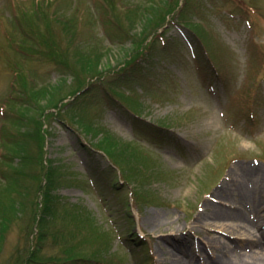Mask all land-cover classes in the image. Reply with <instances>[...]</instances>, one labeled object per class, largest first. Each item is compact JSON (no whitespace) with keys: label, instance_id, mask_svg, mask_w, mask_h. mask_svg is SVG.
<instances>
[{"label":"rangeland","instance_id":"1","mask_svg":"<svg viewBox=\"0 0 264 264\" xmlns=\"http://www.w3.org/2000/svg\"><path fill=\"white\" fill-rule=\"evenodd\" d=\"M152 1H167L173 11H146ZM199 24L210 48L196 34ZM150 31L136 65L134 41ZM95 59L100 67L81 72ZM94 70L96 83L74 99ZM34 83L62 85L66 96L49 103L53 93L34 96ZM114 85L131 93L126 101L139 102L138 113L117 100ZM81 115L94 121L92 132ZM106 134L141 157L116 164L98 148ZM260 165L264 0H0V264L190 263L191 252L195 264H229L221 249L243 250L238 241L247 235L198 219L215 210L210 200L235 207L217 193L234 177L232 168ZM51 178L57 206L85 209L94 227L58 218L34 258L42 215L33 208ZM255 182L264 187V179ZM245 207L248 220H259L247 200Z\"/></svg>","mask_w":264,"mask_h":264},{"label":"trees","instance_id":"2","mask_svg":"<svg viewBox=\"0 0 264 264\" xmlns=\"http://www.w3.org/2000/svg\"><path fill=\"white\" fill-rule=\"evenodd\" d=\"M176 6H180V2L178 4H176ZM146 11H151L153 10V13H163V16L165 17L167 14L169 15L170 12H172L173 8L170 7V4L166 1H155V2H149V4H147V6L145 7ZM183 11V9H182ZM145 13V12H143ZM146 14V13H145ZM184 20L187 22V23H190V18L187 16V15H184ZM74 23L73 19L72 21L71 20H68V23H71V25ZM197 26V25H195ZM194 29L196 30V34L202 39V38H206V34L204 33V27H202L200 24L197 26V27H194ZM155 31V30H154ZM154 31H150L146 34V36L141 39L140 41L135 42V46H136V49H138V52H140V54L138 56L135 57L134 59V64L138 65L140 64V57L142 54L145 53V50H149V43L146 44V37H148L149 35H151ZM159 37L158 35V32H155L154 33V38L155 37ZM207 44L209 45V39H207ZM29 42H28V44ZM21 48H25V47H21ZM79 48H83L82 47H79ZM98 48V51H96L94 55H98L96 57H101L102 53H101V49L103 47H97ZM135 48V47H134ZM209 48H210V45H209ZM27 49V48H25ZM29 49H27L26 51H28ZM85 50H83L82 52V55L85 56L83 53H86L87 52H84ZM86 57V56H85ZM90 62V61H88ZM87 61L83 64H81L82 67L81 68V72H85L87 71L88 69H95V68H98V66L100 67V62L98 59H95V60H91L90 63H88ZM99 71V69H98ZM97 71V72H98ZM96 72V73H97ZM90 73V72H89ZM95 73V70L93 71V73H90L89 76L87 75L86 76V79L89 81L86 86L83 88L84 90H82L81 94L79 96H77L76 98L74 99H79L80 96H82L83 94H85L90 88H92V84L93 83H96L97 80H93L97 75ZM129 75L126 76V78H128ZM120 84V83H119ZM60 86V91L62 90V85H59ZM92 86V87H91ZM55 85H47V84H37V83H34L32 84V89L30 90V92L35 96V95H38L39 97L41 95H44L46 96L48 94V92H52V96L51 97H48V98H45L46 101L49 100V103H53V104H58L60 100H62L65 96L63 94H61L60 91L57 90V88L54 90ZM122 86L121 85H118V86H112V89L114 90V94L117 98V100H120L122 101L128 108L132 109L134 112L138 113V111H136L133 107L134 106H137L139 105V102L136 100V99H133V102L134 104L132 105L128 100L126 101V97L129 96L130 97V94L128 95H124L122 93ZM47 90V91H46ZM29 92V94L31 95V93ZM59 95H61L59 98H57ZM29 103V102H28ZM35 102L31 101V103H29L28 105H26L29 109L31 108L32 105H34ZM36 108L38 109V107L36 106ZM68 111H69V108H68ZM87 117L85 116H82L81 115V118L79 120V123L83 126V127H86V129L88 130V132H92L93 130V127L91 126V124L94 126V121L91 120V119H88ZM106 133V132H105ZM106 136L108 137V139H105L103 140L101 143H99V146L98 148H101L103 150H105V152H107V154L116 162V164L120 165L127 159L128 162L131 164V165H134L135 164V160L139 159L141 156H139V154L136 152V150L134 148H131L130 146H128L127 144L123 146V144L121 143L120 146H122V148H116L121 141H119L118 139H116L115 137L109 135V134H106ZM114 138V139H113ZM119 151L122 153V156L119 154ZM139 156V158H138ZM145 162L147 164L145 165H149V161L146 160V157L144 158ZM145 165H143L145 167ZM123 169V168H122ZM125 171V170H124ZM126 174V173H125ZM124 175V174H123ZM128 177L126 176L125 177V180L128 181ZM54 185H56V183L54 182V179L51 178L49 179L48 183L46 184V189H45V193H44V199L41 201V205H37L36 204V207L33 208L34 212L33 214L35 216H37V214H40L42 215L40 217V220L38 221V224H37V230H38V234H37V237H39V241L37 243L34 244V252L32 253V256L35 258V256H40L39 254H41L42 252V246L44 243H42L41 241L44 239V237H46L45 235H47V237L50 235L53 234V223L54 221L56 222V220L58 218H61L63 219V221L70 219L73 221V224L76 225L77 227H79L80 229H82V227H94V222L92 220V217L90 216V214L83 208H80L79 206L77 205H69V203H65L62 205V207H59L57 206V201L58 200H54L55 196L53 195L52 191L54 189ZM27 196L29 195H33V192H30L29 188L27 187ZM10 196L12 197L13 196V193L10 194ZM26 196V197H27ZM17 197V196H16ZM15 197V198H16ZM29 198V197H28ZM30 201H31V198L29 199L28 202H25L24 200H22V207H25L28 209L29 207V204H30ZM71 207L72 210H68V208ZM25 209V208H24ZM37 211V212H36ZM39 212V213H38ZM74 249L73 248H69V249H66V253L68 255V259H72L74 258V255L73 253L75 251H73ZM70 263V260L67 261Z\"/></svg>","mask_w":264,"mask_h":264},{"label":"bare ground","instance_id":"3","mask_svg":"<svg viewBox=\"0 0 264 264\" xmlns=\"http://www.w3.org/2000/svg\"><path fill=\"white\" fill-rule=\"evenodd\" d=\"M231 181L234 187H238V191H233L229 182L220 188L217 193L229 199L235 205L234 208H222L219 205L213 204V201H208L207 205L215 207L212 211L205 213L199 217V221L204 225H217L224 231L233 232V234L247 235L244 241H238L240 246L245 247L243 250L238 251L226 247L221 249L220 255L224 259L229 260V264H264V228L261 222L262 208L264 205V187H259L260 183H256L257 178L264 179V168L260 165L254 169L245 168L243 166H236L232 168ZM248 181L253 182V187L248 186ZM232 188V189H231ZM249 201L252 205V209L256 210L257 221L248 220L245 216V201ZM253 211H251L252 213ZM157 221H154L156 224ZM244 238V237H243ZM214 244L220 250V242L217 237L213 239ZM246 244V245H245ZM248 248V249H247ZM189 249V248H188ZM184 255L187 254L185 248ZM223 252V253H222ZM192 260L190 263L176 259L174 264H195L197 258L192 254L189 255ZM188 258V259H189ZM189 259V260H190ZM207 263V260H205Z\"/></svg>","mask_w":264,"mask_h":264}]
</instances>
